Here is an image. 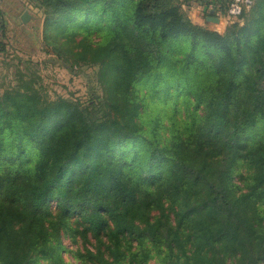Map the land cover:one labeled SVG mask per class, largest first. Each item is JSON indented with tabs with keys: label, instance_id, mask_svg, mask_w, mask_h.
Listing matches in <instances>:
<instances>
[{
	"label": "trees",
	"instance_id": "obj_1",
	"mask_svg": "<svg viewBox=\"0 0 264 264\" xmlns=\"http://www.w3.org/2000/svg\"><path fill=\"white\" fill-rule=\"evenodd\" d=\"M30 1L93 78L0 91V264H264V0L222 33L178 0Z\"/></svg>",
	"mask_w": 264,
	"mask_h": 264
},
{
	"label": "rangeland",
	"instance_id": "obj_2",
	"mask_svg": "<svg viewBox=\"0 0 264 264\" xmlns=\"http://www.w3.org/2000/svg\"><path fill=\"white\" fill-rule=\"evenodd\" d=\"M178 1L182 2L180 7L188 16L190 5L187 8L184 0ZM23 11H28L30 15L26 23L20 20ZM44 19V11L30 0H0V91L13 83L17 68L25 67L28 72L37 75L43 95L49 98L60 95L83 99L93 73L90 68H84L81 75H73L59 60H54L45 37L48 34L44 32ZM204 27L217 32L222 26L206 24ZM64 242L68 248H74L75 244L69 239ZM64 258L70 261L69 264H79L70 257L69 252L64 254Z\"/></svg>",
	"mask_w": 264,
	"mask_h": 264
},
{
	"label": "crops",
	"instance_id": "obj_3",
	"mask_svg": "<svg viewBox=\"0 0 264 264\" xmlns=\"http://www.w3.org/2000/svg\"><path fill=\"white\" fill-rule=\"evenodd\" d=\"M222 1V0H221ZM220 1L218 0H188L186 3L188 4L187 8L190 5V10H189V15L187 16L190 21L193 24L199 25V26H205L207 24L210 26H222L220 31H217L218 33H222L225 29V15L224 11H215V10H210L208 9V5H211L213 3L215 4H221L218 3ZM182 5V4H181ZM208 17H216L218 20L211 21L208 19ZM203 26V27H204ZM208 28V27H207Z\"/></svg>",
	"mask_w": 264,
	"mask_h": 264
},
{
	"label": "built area",
	"instance_id": "obj_4",
	"mask_svg": "<svg viewBox=\"0 0 264 264\" xmlns=\"http://www.w3.org/2000/svg\"><path fill=\"white\" fill-rule=\"evenodd\" d=\"M253 4V0H229L227 2L224 15H225V23H232L239 20V16L247 11L251 5ZM210 10L219 11L216 6L213 4L207 6Z\"/></svg>",
	"mask_w": 264,
	"mask_h": 264
},
{
	"label": "water",
	"instance_id": "obj_5",
	"mask_svg": "<svg viewBox=\"0 0 264 264\" xmlns=\"http://www.w3.org/2000/svg\"><path fill=\"white\" fill-rule=\"evenodd\" d=\"M29 18L30 15L28 14V11H23V13L20 16L21 22L26 23ZM208 19L215 22L218 20L216 17H208Z\"/></svg>",
	"mask_w": 264,
	"mask_h": 264
}]
</instances>
